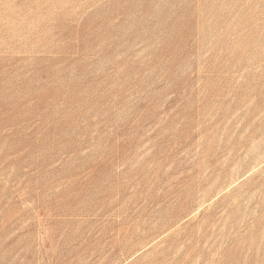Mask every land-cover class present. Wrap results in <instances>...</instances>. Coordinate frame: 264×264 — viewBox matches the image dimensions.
<instances>
[{
	"label": "rangeland",
	"instance_id": "rangeland-1",
	"mask_svg": "<svg viewBox=\"0 0 264 264\" xmlns=\"http://www.w3.org/2000/svg\"><path fill=\"white\" fill-rule=\"evenodd\" d=\"M0 264H264V0H0Z\"/></svg>",
	"mask_w": 264,
	"mask_h": 264
}]
</instances>
